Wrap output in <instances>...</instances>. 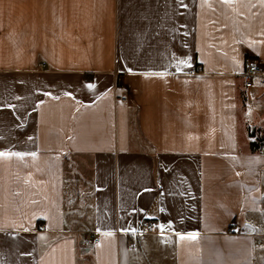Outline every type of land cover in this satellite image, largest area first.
I'll return each instance as SVG.
<instances>
[{
    "label": "crops",
    "instance_id": "obj_1",
    "mask_svg": "<svg viewBox=\"0 0 264 264\" xmlns=\"http://www.w3.org/2000/svg\"><path fill=\"white\" fill-rule=\"evenodd\" d=\"M259 139L264 0H0V264H264Z\"/></svg>",
    "mask_w": 264,
    "mask_h": 264
},
{
    "label": "built area",
    "instance_id": "obj_2",
    "mask_svg": "<svg viewBox=\"0 0 264 264\" xmlns=\"http://www.w3.org/2000/svg\"><path fill=\"white\" fill-rule=\"evenodd\" d=\"M261 73L262 70L259 66V63L256 60H250L244 74L246 79V87H251L254 78L260 76ZM98 242V239H96L92 234H86L84 241L81 243V246L86 247L89 245H95Z\"/></svg>",
    "mask_w": 264,
    "mask_h": 264
},
{
    "label": "snow or ice",
    "instance_id": "obj_3",
    "mask_svg": "<svg viewBox=\"0 0 264 264\" xmlns=\"http://www.w3.org/2000/svg\"><path fill=\"white\" fill-rule=\"evenodd\" d=\"M224 3L230 4L231 3V0H224ZM181 63H185V62L184 61H181ZM89 87H91V85ZM15 155L20 156L21 154L15 153ZM0 156L7 157V156H9V153H7V152H0ZM160 227H161V231H163V227L164 226L161 225ZM104 235H111V233H104ZM196 236H197L196 233L189 234L187 237H185L184 235H181L180 236V239L181 240H183L185 238H187V239H195Z\"/></svg>",
    "mask_w": 264,
    "mask_h": 264
},
{
    "label": "trees",
    "instance_id": "obj_4",
    "mask_svg": "<svg viewBox=\"0 0 264 264\" xmlns=\"http://www.w3.org/2000/svg\"><path fill=\"white\" fill-rule=\"evenodd\" d=\"M263 141H264V139H263V140L259 139V142H258V140H257V142L252 143V146L256 148V147L259 146V144H260L261 142H263Z\"/></svg>",
    "mask_w": 264,
    "mask_h": 264
}]
</instances>
